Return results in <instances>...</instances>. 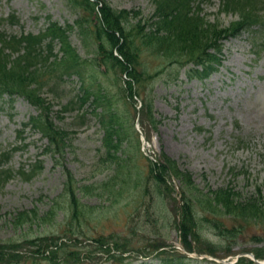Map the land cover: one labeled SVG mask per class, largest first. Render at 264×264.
I'll use <instances>...</instances> for the list:
<instances>
[{"label":"rangeland","instance_id":"1","mask_svg":"<svg viewBox=\"0 0 264 264\" xmlns=\"http://www.w3.org/2000/svg\"><path fill=\"white\" fill-rule=\"evenodd\" d=\"M106 1L114 8L131 13L127 23L131 28L142 20L141 15H135L136 12H141L146 19L154 15L151 0ZM99 3H96V9ZM203 7L211 20L218 19L225 25L237 18L233 13L219 14L218 0ZM11 11H16L21 24H7L6 29L12 33H21L22 30L38 33L47 24L48 15L61 24H76L77 18L87 17L81 7H70L68 0H3L0 14L6 15ZM89 22L85 27L92 30L95 41L86 43L77 30L70 38L71 44L87 61L82 69L84 80L79 73L61 77L57 76L58 73L51 74L53 71L45 73L44 77V95L51 101L50 119L70 133L67 143L71 145L60 156L45 154L48 140L40 131L30 127L24 129L31 116L39 114L33 104L24 97L13 101L8 97L0 99V168L2 159L6 158L1 157V153L6 151L11 152L5 168L14 171L23 166L29 170L39 157L42 159V170L33 178L25 180L16 173L0 190V245L9 243L11 248L8 251L20 254L16 259L26 264H52L40 259L41 255L32 262L26 239L41 235L61 237L65 231H72L68 232L70 242H77L75 248L82 257L66 258L71 263L159 264L160 259L153 248L160 244V238L167 237V241L180 250L179 234L173 222L179 216L176 206L180 207L182 201L177 191L170 194L166 185L164 190L160 189L158 182L145 174L151 166L146 155L158 157L165 153L180 168L190 171L200 188H225L234 192L241 201L259 197V188L264 193V49L260 55L255 54L249 33L226 40L220 69L201 81L196 77L190 78L185 67L157 54L141 42V35L133 33L134 44L139 47V68L149 71L154 78L143 81L139 88L141 94L132 99L125 91L129 76L119 66L114 68L106 56L96 53L97 42L110 49L107 35L102 33L99 39L95 34L98 23ZM59 48L57 43L55 51L58 53ZM177 68L179 74L174 78ZM92 75L94 82L106 93L103 104L93 111L95 103L91 101L83 118L77 115L75 108L64 111V104L75 101L82 92L83 81L87 83ZM54 85L59 88L58 95L50 90ZM150 97L153 100L152 114L144 116L136 112L135 105L141 106V98ZM109 103L117 111L119 119L106 118L111 122L122 121L124 146L129 150L134 145L128 154V165L135 178L132 184V181L126 184L117 198H111L99 188L114 173L107 170L104 163H99L105 134L99 113ZM143 117L147 121L151 117L158 120L157 130L150 125L143 128L139 121ZM106 118L102 117V120ZM140 129L145 137L151 138L149 144L140 138ZM121 156L126 157L125 154ZM68 170L79 185L92 184L94 188L89 195L79 192L88 209L82 226L77 218L71 216L65 185ZM137 179L139 181L134 182ZM139 182L142 186L136 185ZM119 187V184L114 186L117 192ZM55 204L61 205L57 207L56 214L50 220L44 218ZM35 211L32 220L21 225L17 223L18 213ZM198 220L202 239L220 255L203 254L207 257L201 258L198 253H193L192 256L200 260H186L182 264H238L239 257L247 256L252 249L264 252V221H244L208 211L200 213ZM214 221L223 222L231 233L224 231L225 235L221 234ZM79 226L84 228L83 232ZM98 235L105 236L111 245L116 240L137 249L132 250V256L125 262H116L106 252L95 249L98 245L92 238ZM16 241L18 243H14ZM91 249L93 252L87 256ZM64 258L61 257V262ZM222 259L228 263H222Z\"/></svg>","mask_w":264,"mask_h":264},{"label":"trees","instance_id":"2","mask_svg":"<svg viewBox=\"0 0 264 264\" xmlns=\"http://www.w3.org/2000/svg\"><path fill=\"white\" fill-rule=\"evenodd\" d=\"M97 1L102 3L99 10L96 9ZM208 1L152 0L151 2L155 9L154 16L146 19L141 12H136L135 15H141L142 20L131 28L127 26L131 13L127 10H119L112 7L106 0H68L70 7L76 9L81 7L86 12L85 16L87 17L82 15L76 20V25L86 43L89 40L91 42L95 41L92 30L85 27L86 22L96 21L98 23V26H95L97 29L95 34L99 39L102 38V33L107 35L106 42L111 45L110 49H107L105 44L97 42L96 53L106 56L112 61L114 68L119 66L122 72L129 76L125 91L129 92L128 94L132 99L133 96L141 94L139 88L143 81H150L154 78L152 73L139 68V47L134 44L133 33L141 35L143 44L149 46L157 54H162L163 57L171 59V62L178 63L180 66L189 63L202 65L204 69L197 71V74L203 77L208 76L210 72L217 69L216 63L220 61L217 54L211 52L210 48L214 47L220 52L222 48L221 40L229 35L235 36L244 30H250L252 33L259 31V35L256 34L254 38L257 40L256 45L259 50L262 49L259 46H263L260 44L264 43V0H221L223 11L238 13L239 19L232 22L230 26H221L222 23H219L218 19L216 22H212L209 19L203 9V4ZM14 17L9 18L12 19ZM48 22L49 24L39 34H22L16 38L9 39L7 45L0 42V91L17 92L25 96L39 109V115L32 117L31 124L33 128L41 131L48 138L47 153H52L58 157L65 151L66 147L71 145L67 143L70 139V133L55 125L50 119L49 106L51 101L44 95L45 91L43 89L45 73L53 71L51 74L58 73L57 76L62 77L77 72L84 80L82 69L87 65V61L81 57L76 47L71 44L70 36L75 30V25L69 23L61 25L58 21L52 20L50 15H48ZM57 43L60 46V53L55 51ZM115 52H118V55ZM178 64H176V67ZM188 70L189 73L193 72L192 74L196 72V68ZM178 73L179 68L176 69L174 78L178 77ZM83 84V91L77 100L70 101L72 103L69 102L62 107L64 111L75 108L77 115L80 114L82 118L88 113L86 106L90 105L91 101L95 103L92 109L94 111L107 98L104 88L94 82L93 75L88 77L87 83L83 81ZM56 89H59L56 85L50 87V90L58 95L59 93ZM143 101V110L146 109L147 112L151 113L153 110L152 98H143ZM99 115H101V122L105 129L103 137L104 152L99 159V163H104L107 170L114 172L111 178L103 182L99 188L109 194L111 198H117L119 192L122 194L123 189L127 186L126 184L131 181L132 184L135 178L128 165L130 158L128 154L134 145L129 150L124 146V138L121 132L122 121L111 122L106 118L108 116L112 119H119L117 111L110 107V103L108 107H103ZM102 117H105L106 120H102ZM153 122L155 124V120ZM122 154H125L126 157H122ZM3 155L6 156L5 162L8 163L10 153L6 152ZM163 157L164 159L159 163L150 161L151 166L145 174L152 176L158 182L157 186L160 189H163L166 185L167 189L171 190V187L167 185V179L172 174L183 184L182 196L184 204L180 211V221L176 220V223L180 224L182 242L188 250L197 249L201 252L208 251L214 255L218 254L213 246L202 239L203 232L199 228L200 223L198 220L200 213L202 215L208 211L232 218H240L244 221L245 219L264 221V193H262V188H259V197L241 201L235 196L234 192L225 188H200L192 179L190 171L180 168L179 164L168 155ZM5 162L4 160L2 161L3 164ZM41 162L39 160L32 164L29 170L24 166L18 171H14L11 168L0 170V190L4 187L6 180L16 173L25 180L33 178L42 170ZM67 174L65 185L66 195L70 200L71 216L73 219L77 218L80 226H82L83 216L88 209L82 203L79 192L89 195L94 188L92 184L79 185V182L69 170ZM112 180L113 182H111ZM137 181L139 180L137 179L134 182ZM116 184L120 186L118 192L114 188ZM136 185L142 186V183L139 182ZM59 206L61 207V205H53L44 218L50 220ZM198 206L201 209H198ZM35 213L36 211L33 213H18L17 223L21 225L30 219L32 220L36 215ZM205 215L207 216V214ZM214 225L217 229H220L223 235H225L224 231H227L226 234L231 233L229 227H226L223 222L214 221ZM80 226L79 230L83 232L84 228ZM71 227L73 228V226ZM65 232L64 235L68 236V232L72 231ZM59 237L53 236L51 237L52 240L48 241L49 237L41 236L32 238L29 241L37 243L41 252L46 247L48 250L52 248L50 249V257L54 255V257H57V254L60 252L63 254L65 250L69 251L67 256L72 257V259L82 257V253L75 248L77 242L71 244V242L67 241L59 244ZM92 239H94V244L98 245L95 248L96 250L101 249L107 252L113 260L116 259V262L122 261L124 252L131 250L128 243H120L116 240L110 245L109 240L103 235L94 236ZM194 242H196L195 245H193ZM51 245L53 246L51 247ZM160 246L158 244L155 248ZM92 252V249L89 250L87 256ZM161 253L158 255L161 264H176L177 262L179 264L183 261V257L176 258V253ZM255 254L259 258L264 257L262 249H257ZM3 255L4 252L0 250V264L4 260L1 258ZM238 264L256 263L249 258L241 257Z\"/></svg>","mask_w":264,"mask_h":264}]
</instances>
